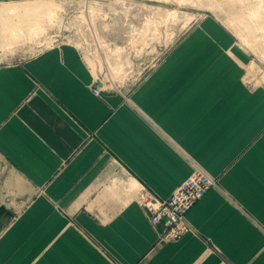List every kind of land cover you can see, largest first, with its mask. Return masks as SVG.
Masks as SVG:
<instances>
[{"label":"crops","instance_id":"obj_1","mask_svg":"<svg viewBox=\"0 0 264 264\" xmlns=\"http://www.w3.org/2000/svg\"><path fill=\"white\" fill-rule=\"evenodd\" d=\"M30 1L0 16L47 8ZM201 45L129 100L70 42L0 65V264H264V90L240 85L222 45ZM195 168L215 186L167 240L138 192L167 198Z\"/></svg>","mask_w":264,"mask_h":264},{"label":"rangeland","instance_id":"obj_2","mask_svg":"<svg viewBox=\"0 0 264 264\" xmlns=\"http://www.w3.org/2000/svg\"><path fill=\"white\" fill-rule=\"evenodd\" d=\"M34 2L47 5L35 18L0 16V65L70 42L106 90L126 93L129 100L140 80L183 44L191 43V58L201 44L220 45L219 49L222 45V52L240 64V85L264 90V0H33L24 4ZM8 7L10 0L0 1V11Z\"/></svg>","mask_w":264,"mask_h":264},{"label":"built area","instance_id":"obj_3","mask_svg":"<svg viewBox=\"0 0 264 264\" xmlns=\"http://www.w3.org/2000/svg\"><path fill=\"white\" fill-rule=\"evenodd\" d=\"M93 92L100 96L101 87L96 86ZM214 186L213 178L200 168H195L167 198H157L141 188L138 202L152 226H163L162 236L165 239H176L187 230L186 217L189 210Z\"/></svg>","mask_w":264,"mask_h":264},{"label":"bare ground","instance_id":"obj_4","mask_svg":"<svg viewBox=\"0 0 264 264\" xmlns=\"http://www.w3.org/2000/svg\"><path fill=\"white\" fill-rule=\"evenodd\" d=\"M33 5H35L34 7H31V8H27V9H29V10H41L42 8H43V5L42 4H33ZM30 6H32V5H30ZM12 10V8H9L8 7V10H1L0 11V13H3V12H5V11H8V13H10V11Z\"/></svg>","mask_w":264,"mask_h":264},{"label":"snow or ice","instance_id":"obj_5","mask_svg":"<svg viewBox=\"0 0 264 264\" xmlns=\"http://www.w3.org/2000/svg\"><path fill=\"white\" fill-rule=\"evenodd\" d=\"M262 231H264V229H261Z\"/></svg>","mask_w":264,"mask_h":264}]
</instances>
